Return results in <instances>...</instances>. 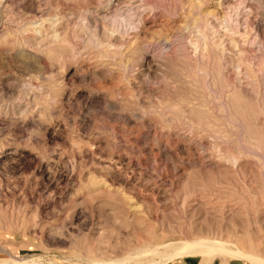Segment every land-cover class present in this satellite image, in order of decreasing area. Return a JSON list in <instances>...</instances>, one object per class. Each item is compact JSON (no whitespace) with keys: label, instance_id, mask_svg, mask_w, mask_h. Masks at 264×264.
Wrapping results in <instances>:
<instances>
[{"label":"rangeland","instance_id":"obj_1","mask_svg":"<svg viewBox=\"0 0 264 264\" xmlns=\"http://www.w3.org/2000/svg\"><path fill=\"white\" fill-rule=\"evenodd\" d=\"M204 235L264 258V0H0V264Z\"/></svg>","mask_w":264,"mask_h":264},{"label":"bare ground","instance_id":"obj_2","mask_svg":"<svg viewBox=\"0 0 264 264\" xmlns=\"http://www.w3.org/2000/svg\"><path fill=\"white\" fill-rule=\"evenodd\" d=\"M204 236L193 239H182L177 241L173 240L171 242L165 241L166 243H158L148 249L141 248L142 250L140 251L137 250L136 252L132 251L126 253L125 256H122L120 258H116V259L113 258L114 260L113 259H110V261H103L104 259L102 261L90 260L88 264H142L138 261L132 263L130 259L138 258L137 256L140 253H143L144 255L145 253L148 252L151 254H156L155 256L156 257L159 256L160 259L165 258V261L172 259L174 257L185 256V257H199L202 259V261L205 264L206 263L208 264L216 257H220V258L228 257L230 259L231 258H236L239 260L244 259L247 260L250 264H264L263 257H261L260 255H258L253 251L250 250L247 251L242 249V247L238 244V242H236V240H225V239L210 238ZM18 263L24 264L25 262L23 260H20ZM45 264H56V263L50 261Z\"/></svg>","mask_w":264,"mask_h":264},{"label":"crops","instance_id":"obj_3","mask_svg":"<svg viewBox=\"0 0 264 264\" xmlns=\"http://www.w3.org/2000/svg\"><path fill=\"white\" fill-rule=\"evenodd\" d=\"M227 264H246L245 262L237 261V260H230L226 262ZM219 261V259H214L210 264H226ZM174 264H203L201 260H194L192 258H183L180 261Z\"/></svg>","mask_w":264,"mask_h":264}]
</instances>
